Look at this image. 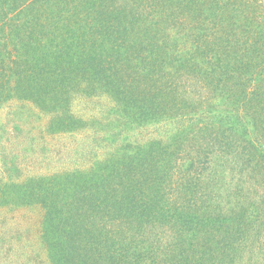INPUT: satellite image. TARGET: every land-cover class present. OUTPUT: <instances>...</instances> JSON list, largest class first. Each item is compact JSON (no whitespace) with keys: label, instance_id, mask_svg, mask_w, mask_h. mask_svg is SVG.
I'll return each mask as SVG.
<instances>
[{"label":"trees","instance_id":"16d2710c","mask_svg":"<svg viewBox=\"0 0 264 264\" xmlns=\"http://www.w3.org/2000/svg\"><path fill=\"white\" fill-rule=\"evenodd\" d=\"M0 161L22 264H264V0H0Z\"/></svg>","mask_w":264,"mask_h":264},{"label":"rangeland","instance_id":"374dc122","mask_svg":"<svg viewBox=\"0 0 264 264\" xmlns=\"http://www.w3.org/2000/svg\"><path fill=\"white\" fill-rule=\"evenodd\" d=\"M1 164H2V161H0V165ZM0 171H2V169ZM0 176H1V172H0ZM11 244L13 243L9 241L6 244H3V242H0V264H22L17 259V256H16L17 251L13 248H9ZM4 254L6 256H4ZM24 264H34V263H32V261H29L27 259V261Z\"/></svg>","mask_w":264,"mask_h":264}]
</instances>
